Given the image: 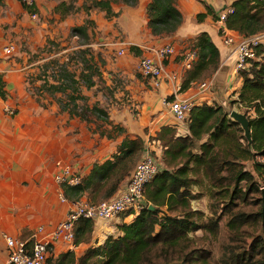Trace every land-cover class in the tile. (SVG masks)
I'll list each match as a JSON object with an SVG mask.
<instances>
[{"label":"trees","instance_id":"obj_1","mask_svg":"<svg viewBox=\"0 0 264 264\" xmlns=\"http://www.w3.org/2000/svg\"><path fill=\"white\" fill-rule=\"evenodd\" d=\"M123 1L135 5L138 0ZM111 2L95 0L93 5L105 10L110 17L116 14ZM175 2L148 1L146 23L152 34L172 33L181 24L182 14ZM229 4L234 8L225 19L229 29L242 35L264 29V0H232ZM73 6L63 0L54 7V11L64 17ZM205 7L206 12H198L197 19L214 12L211 6L205 4ZM26 8L33 11L31 7ZM88 22L90 20L87 19L85 23L73 26V35L81 33L87 36ZM195 41L192 47L197 49L198 56L186 69L180 89L219 65V49L210 35L201 31ZM129 49H135L136 53L140 51L134 45ZM255 49L259 57L251 59L247 69L238 70L242 84L236 98L231 99L243 106L244 113H247L251 142L248 143L242 127L229 117L222 104H193L184 120L188 122L189 134L177 135L176 126L164 124L152 137L162 145L160 159L163 166L144 184L147 206L133 213L129 221L116 224L119 234H109L101 243L88 245L78 256L74 250L63 251L57 255L54 264H213L211 248L198 243L197 237L190 236L189 232L202 229L205 234L217 235L221 214L227 215L225 224L229 235L218 264H264V159L258 158L259 155L264 156V41ZM75 52L81 53L86 72L80 70L75 73L64 68L60 80H45L44 84H49L47 89L51 93L66 92V99L60 98L59 104L70 117L77 116L87 123L92 121L91 114L104 117L98 130L91 129V132L107 138L122 135L111 157L94 162L78 183L63 185L65 197L75 201L81 194H86L89 201L97 202L120 188L146 142L139 134L132 136L127 133L124 126L110 119L98 104H79V99H86L81 94L80 77H84L88 85H93V75L101 76L102 73L98 57L89 47ZM0 96H5L1 76ZM205 134H208L207 139L198 143ZM196 148L199 151H195ZM248 161L252 162V168H248ZM201 170L209 182L211 193L223 194L221 212L214 216L217 211L212 210V215L205 222L198 220L203 212L191 207V200L199 194L193 192L192 185L199 182ZM149 203L154 207L148 208ZM92 229L91 219L79 218L75 223L74 244L87 242Z\"/></svg>","mask_w":264,"mask_h":264},{"label":"crops","instance_id":"obj_2","mask_svg":"<svg viewBox=\"0 0 264 264\" xmlns=\"http://www.w3.org/2000/svg\"><path fill=\"white\" fill-rule=\"evenodd\" d=\"M61 1L63 0H37L31 7L36 12L33 17L20 0H0V76L5 90V96L0 97V264L6 261L8 255L4 232L28 241L33 238V233L39 226L43 227L41 233L50 232L65 217L73 200L65 197L63 186L54 179L60 167L69 165L83 176L89 172L94 162L111 157L122 138V135L107 138L91 132L85 120L77 116L70 117L52 95L44 93L43 102L29 91L25 74L32 62H28L27 54L21 52L19 46L24 42L32 49L43 44L46 35L43 33V26L50 24L45 20L38 22V16L55 13L56 19L53 22H57L62 17L54 11V7ZM148 1L138 0L135 5L111 2L116 13L112 17L122 26L127 38L125 43L152 48L170 42L175 47V53L165 59L164 63L167 70L177 73V80L164 79L155 87L147 78L150 86L137 84L131 89L132 95L138 98L136 105L140 112L133 115L122 109L109 117L120 122L130 135H141L145 142L149 136L152 139L164 124L176 126L177 135L190 133L188 122L178 121L170 111L166 102L170 96L189 98L193 104L216 102L225 105L228 96L236 98L242 84V76L235 68L233 46L223 43L217 21L212 18L211 13H207L201 20L196 17L198 12H206L205 4L211 6L216 13L232 0H176L182 22L173 33L163 35L152 34L147 27ZM76 8L73 6L67 13L68 17ZM75 13L78 14V11ZM82 14L80 19L76 17L79 23L77 25L86 21H83V17L87 12L82 10ZM61 22L63 21L59 20ZM201 31H206L217 45L219 65L215 70L204 72L202 77L190 80L185 88L180 89L186 70L181 66L179 53ZM10 44L13 49L11 53L5 54L3 48ZM204 81H209L210 86H201ZM5 104L15 107L16 113L10 115L5 112ZM207 136L205 134L198 143L206 140ZM151 146L160 157L162 145L153 142ZM195 151L199 150L196 148ZM258 158L261 159L262 156L259 155ZM248 168H252L251 161H248ZM198 181L192 188L203 182H207L209 186L202 170ZM123 185L124 181L120 187ZM198 193L201 194L200 191ZM132 217L121 213L108 220H97L93 222L87 242L72 245L56 239L51 252L58 255L66 250H74L78 256L88 245L101 243L108 234H119L116 224L129 221Z\"/></svg>","mask_w":264,"mask_h":264},{"label":"rangeland","instance_id":"obj_3","mask_svg":"<svg viewBox=\"0 0 264 264\" xmlns=\"http://www.w3.org/2000/svg\"><path fill=\"white\" fill-rule=\"evenodd\" d=\"M93 1L95 0H67L68 3H72L74 7L76 6L77 8L69 17L67 14L59 18V20L63 21L61 23H59V20L55 23L53 22L56 19L55 13L38 16V22L45 20L50 24L47 27L46 25L43 26V33L46 34L43 44L37 45L36 48L33 47L32 49H29L24 42L19 46L20 51L27 54L28 62H32L29 67L30 69L25 74L29 82V91L41 101H43L42 96H44V93L52 95L57 100L58 104L60 98L64 101L67 96L66 92L56 91L51 93L47 89L49 84H44V81H56L57 78L61 77V74L64 73V68L74 71L75 73H79L80 70L85 73L86 68L82 56L80 55L81 53L75 51H79L82 47H89L95 56L98 57L100 72L102 74L101 76L98 74L93 75V85H88L85 78L80 77L81 94L86 96V99H79V104L83 105L87 103L91 105L96 103L107 112L109 117L112 116L113 112H118L122 109H125L127 113L137 115L140 112L139 107L136 105L138 98L132 95L131 89L137 84L144 85L145 87L150 86V84L147 83V77L140 72L138 65L142 54L148 53L149 49L147 46L142 45L137 46L140 49L138 53H136L135 49L130 50V46L134 44L124 42L127 38L122 31L120 23L113 19L112 16L115 14L107 17L105 10H101L96 5H93ZM111 1L114 3H124L123 0ZM82 10L87 12L83 17V21L87 19L91 20L87 23V36L81 33L73 35L71 29L73 26L79 24L77 23L76 17H78V19L81 18ZM76 11H78V14L75 13ZM98 13H100V16ZM211 15L212 18L216 20L217 16L215 11L211 13ZM35 38L36 35L33 41H35ZM193 38L190 39L191 41L188 43L187 47L194 45L193 43L196 42V38L195 40H193ZM120 50H122V52H119ZM205 76L207 77V75ZM58 80H60V78ZM56 94L59 96H56ZM231 99V96H228V100L225 105H223L224 109L228 111V115L233 108L245 112L243 106L239 105L237 102H232ZM250 112L251 111H248V113ZM103 118L104 117H96V114H91L92 121L88 123L89 129L98 130L97 127L102 123L101 120ZM116 123L121 124L120 122ZM150 137L151 136H149V139H151ZM261 159H264V156H262ZM193 190L195 193L198 191L201 193L196 196L195 199L193 198L191 200V207L200 209L203 212L198 218L200 222L207 221L208 217L212 215V210L217 211L214 212V216L221 212L220 206L222 201L220 199L223 194H212L210 188L207 186V182L193 186ZM78 197L77 200L84 199L88 201L87 196L83 197V194ZM226 217V214H221L218 234L215 236L207 233L205 234V231L202 229L189 232L190 236L197 237L198 243H204L211 248L213 264H218L223 245L228 242L229 232L225 224ZM56 257L57 255L54 254V252H50L47 264H54Z\"/></svg>","mask_w":264,"mask_h":264},{"label":"built area","instance_id":"obj_4","mask_svg":"<svg viewBox=\"0 0 264 264\" xmlns=\"http://www.w3.org/2000/svg\"><path fill=\"white\" fill-rule=\"evenodd\" d=\"M20 1L27 7H33L37 2V0ZM233 10L234 8L230 4L220 8L216 12V21L223 43L233 46L236 58L235 68L238 71L239 69H247L249 61L259 57L255 48L264 41V29L249 35H242L229 29L225 24V19ZM31 15L35 17L36 12L31 11ZM147 48L149 49L148 53L142 54L138 65L140 72L148 78L150 84L156 87L164 79L176 81L179 76L177 73L167 70L164 63L165 59L175 53L174 45L168 42L157 47L148 46ZM12 49L13 45L10 44L3 48V52L9 54ZM179 54L181 66L185 70L191 67L198 56L197 49L192 46L184 48ZM210 84L209 81H204L201 86L209 87ZM166 102L178 121L187 119L189 110L193 106V101L186 97H173ZM4 111L13 115L16 113V108L5 104ZM153 142L159 141L155 139L146 141L145 148L124 181V185L110 197L100 199L97 202L84 199L74 201L69 206L65 217L56 223L50 232L41 233L43 227L39 226L33 233V238L28 241L4 232L8 255L3 264H47V258L54 240L60 239L75 245V223L79 218L91 219L93 222L108 220L128 211L132 215L147 206L143 195L144 184L163 166L160 157L154 153L155 150L151 146ZM81 176L78 170L69 165H62L55 173L54 179L63 186L78 183Z\"/></svg>","mask_w":264,"mask_h":264},{"label":"water","instance_id":"obj_5","mask_svg":"<svg viewBox=\"0 0 264 264\" xmlns=\"http://www.w3.org/2000/svg\"><path fill=\"white\" fill-rule=\"evenodd\" d=\"M223 7H225V5ZM229 117L232 118L233 120H236L239 123V125L243 129L244 135L248 140V143H250L251 142L250 122L246 113L233 108L229 112ZM262 192H263L262 197L264 201V187L262 188ZM153 207H154L153 204L151 203L148 204V208H153ZM263 211H264V205H263Z\"/></svg>","mask_w":264,"mask_h":264}]
</instances>
